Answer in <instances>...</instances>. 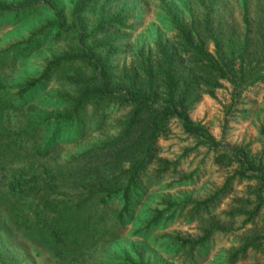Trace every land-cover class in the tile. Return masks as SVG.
<instances>
[{
	"label": "rangeland",
	"instance_id": "rangeland-1",
	"mask_svg": "<svg viewBox=\"0 0 264 264\" xmlns=\"http://www.w3.org/2000/svg\"><path fill=\"white\" fill-rule=\"evenodd\" d=\"M0 1L17 5L22 0ZM167 1L184 21H190L186 5L196 14L203 12L195 0ZM220 1L224 11L241 15L242 0ZM256 1L248 0L250 12L259 10ZM75 2L49 0L20 12H0V85L8 87L0 88V264H230V254L255 236L254 224L243 222L247 214L230 212L253 209L249 203L255 201L256 184L234 178L225 186L236 162L219 164L215 158L236 151L264 163V77L241 95L223 82L214 95L199 90L189 99L190 119L205 127L216 150L199 144L177 118H170L156 141L153 161L132 190L128 216L119 223L115 215L122 199L114 197L104 207L90 197L95 174L86 165L92 161H79L87 150L105 147L121 135L130 109L114 98L94 112L88 108L83 128L72 130L58 119L68 111L60 96L75 97L78 86L66 81L72 68L91 73L72 59L80 48L113 42L116 50L109 60L112 77H118L136 66L138 48L154 53L155 41L169 39L173 31L160 0H95L77 19L84 33L96 25L99 13L120 15V27L82 42L65 28L55 36L56 13L64 27L72 25ZM208 48L213 50L212 43ZM53 58L62 61L49 80L18 96ZM45 147L46 154H39L38 148ZM105 151L92 164L102 162ZM84 172L81 180L71 176ZM263 220L264 209L256 227ZM211 225L215 228L205 238ZM180 238L189 242L183 245ZM255 245L235 264L262 263L264 239L256 238Z\"/></svg>",
	"mask_w": 264,
	"mask_h": 264
},
{
	"label": "trees",
	"instance_id": "trees-1",
	"mask_svg": "<svg viewBox=\"0 0 264 264\" xmlns=\"http://www.w3.org/2000/svg\"><path fill=\"white\" fill-rule=\"evenodd\" d=\"M195 1L203 12L196 14L186 5L190 18L188 22L179 15L174 3L160 0L173 35L169 39H157L154 43V53L138 48L136 66L118 74V77H112L109 60L110 54L116 50L113 42L80 48L72 57L87 65L91 73L88 75L79 67L71 69L72 75L69 74L66 81L70 85L78 86V90L75 97L65 94L60 96L66 102L68 111L61 114L59 120L72 130H81L85 124L83 115L85 116L88 108L94 112L102 104L108 105L114 98L118 99L121 106L130 109L126 122L122 123L121 135L108 142L105 147L87 150L80 155L84 156V159L79 161L83 164L87 160L97 161L100 150L106 149L102 162L86 165V168L95 174V182L88 186L89 193L90 197L98 198V202L104 207L114 197L121 198L122 207L115 215L119 223L125 222L128 216L132 190L139 185L142 175L153 161L156 141L170 118H177L185 131L195 136L199 144L216 150L217 142L205 127L190 119L189 99L198 94L199 90L214 95L215 89L220 88L223 82L232 84L235 90L239 88L236 95H241L242 89L264 77V0H257L256 6L259 10L251 12L247 9L248 0H242L240 16H233L232 11H224L220 0ZM40 2L49 0H22L17 5L0 1V12H20L34 8ZM94 4L95 0H76L72 7L73 22L68 27H64L61 16L56 13V21L53 24L57 29L55 36L60 35L61 30L65 28L71 34L77 33L78 41L82 42L90 36H98L121 26L120 15L105 18L99 13L96 25L89 33H84V26L80 27L78 24L81 22L77 19ZM209 43H212L213 50H209ZM104 49L105 55L97 54ZM61 61V58H53L42 75L29 79L17 95L29 94L39 82L49 80ZM0 88L8 87L0 85ZM8 101L10 100L5 104H9ZM46 115L49 120L51 116ZM45 150L46 147L38 148L37 151L44 155ZM241 154L236 151H223L215 158L219 164L232 165L236 162L237 167L227 178L225 186L234 178L255 180L256 184L255 201L249 203L253 209L247 212L241 207L230 212L231 216L247 214L243 222H252L255 226L252 230L255 236L249 237L230 254V264H235L239 255L243 256L249 248L256 246V238L264 239V220L256 227V218L264 209V163L262 160L255 161L244 152ZM44 169L48 172V168ZM84 174L85 172L80 175L72 173L71 176L76 175L81 180ZM63 175H67V172ZM82 186L87 187L85 184ZM214 228L215 225H211L204 237L208 238ZM53 233L57 234L56 227ZM180 240L183 245L189 242L186 238ZM128 263L133 264L132 261ZM260 264H264V261Z\"/></svg>",
	"mask_w": 264,
	"mask_h": 264
}]
</instances>
